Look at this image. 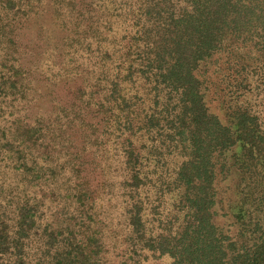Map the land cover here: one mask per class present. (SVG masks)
Wrapping results in <instances>:
<instances>
[{
    "label": "trees",
    "instance_id": "trees-1",
    "mask_svg": "<svg viewBox=\"0 0 264 264\" xmlns=\"http://www.w3.org/2000/svg\"><path fill=\"white\" fill-rule=\"evenodd\" d=\"M0 44V264H264V0H0Z\"/></svg>",
    "mask_w": 264,
    "mask_h": 264
},
{
    "label": "rangeland",
    "instance_id": "rangeland-1",
    "mask_svg": "<svg viewBox=\"0 0 264 264\" xmlns=\"http://www.w3.org/2000/svg\"><path fill=\"white\" fill-rule=\"evenodd\" d=\"M50 1H52V0H41V3H49ZM38 2L40 3V1H38ZM9 19H11V18H9ZM5 20H6V19H5ZM25 30L27 31V29H25ZM20 33H21V36L23 37L24 41H26V42H28V43L31 42L30 39H29L28 37H24V35L22 34V32H20ZM13 34H14V33H13ZM15 37H17L16 32H15ZM0 45H1V44H0ZM1 53H2V49H0V55H1ZM212 104L214 105L215 108H217V109L220 111V109L218 108V105H217V101L213 100ZM220 113H221V112H220Z\"/></svg>",
    "mask_w": 264,
    "mask_h": 264
}]
</instances>
